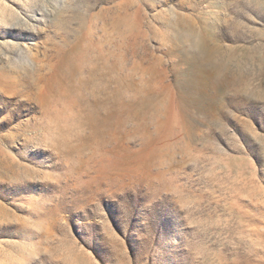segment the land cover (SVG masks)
<instances>
[{"label": "rangeland", "instance_id": "374dc122", "mask_svg": "<svg viewBox=\"0 0 264 264\" xmlns=\"http://www.w3.org/2000/svg\"><path fill=\"white\" fill-rule=\"evenodd\" d=\"M0 264H264V0H0Z\"/></svg>", "mask_w": 264, "mask_h": 264}]
</instances>
